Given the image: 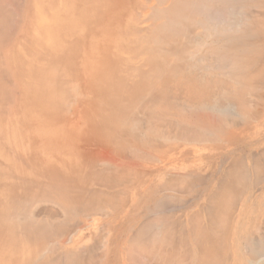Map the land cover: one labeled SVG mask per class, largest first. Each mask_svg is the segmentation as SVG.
Instances as JSON below:
<instances>
[{"label": "bare ground", "instance_id": "obj_1", "mask_svg": "<svg viewBox=\"0 0 264 264\" xmlns=\"http://www.w3.org/2000/svg\"><path fill=\"white\" fill-rule=\"evenodd\" d=\"M36 1L0 0L2 24L22 16L0 36V264H264V192L247 204L264 158L247 140L264 126V0H156L133 25L120 0H74L58 21ZM37 18L40 66L23 71L8 50ZM93 46L103 66L86 73ZM37 116L57 142L38 152L21 143ZM185 147L207 173L166 172ZM186 189L184 234L168 191Z\"/></svg>", "mask_w": 264, "mask_h": 264}, {"label": "crops", "instance_id": "obj_2", "mask_svg": "<svg viewBox=\"0 0 264 264\" xmlns=\"http://www.w3.org/2000/svg\"><path fill=\"white\" fill-rule=\"evenodd\" d=\"M45 1H47V4H45V8H44V3H45ZM51 1L52 0H50V1H48V0H43V10H44V14H47L49 17H52L54 20H56V21H58V20H60V18H61V16H66V18H70V16H69V13H70V11H72V9H73V5L75 4L74 3V0L73 1H67V0H55V3H56V7H54V6H51ZM60 1V2H59ZM37 2L38 1H36L35 0V4H34V6H38V4H37ZM117 2H118V0H117ZM87 3H89V0H88V2ZM111 3H113V0L111 1ZM60 4V5H59ZM72 4V5H71ZM62 5V6H61ZM34 6H33V8H34ZM69 6V7H68ZM61 7V8H60ZM71 7V8H70ZM54 8V9H53ZM67 10V11H66ZM17 13V12H16ZM67 13V15H65ZM13 14H15V13H13ZM20 14H21V12H20ZM35 14H37L38 16H39V11H38V9L36 10V13ZM18 15V14H17ZM17 15L16 16H14V17H12L11 15L10 16H5V18L7 19H3L2 21H4V20H6V21H4L3 22V24H2V22H0L1 24H0V36H1V39H2V37L6 40L7 39V35L8 34H11V36L12 35H14V33L12 34V30H14V29H12L11 27H9V25H11L12 23L11 22H9V19L12 21V19L13 18H16L17 17ZM9 17V18H8ZM18 17L19 18H16V19H14L15 21L16 20H19L20 18H21V20H22V16L20 15H18ZM39 18V17H38ZM36 19V20H34V22L32 23V25H31V27L30 28H28L27 29V45H22L20 42H18L15 46H12L11 48H9V50H8V52L9 53H11V51H14L13 53L16 55V57L17 56H22L25 60H26V63H25V65L24 64H19V63H17L16 61H15V66L17 67V66H19V67H21L22 66V70L24 71L25 69H27V71L29 72V70L30 69H32L33 67H34V65H37V67L38 66H40V60H39V57H40V48H41V46H40V37H41V34H40V20L39 19ZM13 20V21H14ZM8 21V22H7ZM8 23H11V24H9L8 25ZM7 25V28H8V30H7V28H6V25ZM2 25V26H1ZM5 26V27H4ZM56 26V25H55ZM1 28H3L4 30H5V28H6V30H7V32L5 33V31L3 30V29H1ZM10 28V29H9ZM12 31V32H11ZM4 32V33H3ZM31 32H32V34H31ZM70 32V31H69ZM68 32V33H69ZM4 35H3V34ZM5 34H7V35H5ZM5 36V37H4ZM10 36V35H9ZM15 36V35H14ZM51 36V40H50V46H51V50H52V52L54 53V54H57V49H58V45L56 44V43H58V41L56 42V38H55V36H52V35H50ZM72 37H75L72 33H71V38ZM100 37H101V39H100ZM100 37L98 36L97 38H95L96 39V42L97 43H100V44H103V34H101L100 35ZM13 38V37H12ZM12 38L10 37V39L9 40H12ZM3 39V40H4ZM4 40V42H8L9 40ZM30 39V40H29ZM31 41V42H30ZM112 41V40H111ZM0 42H2L3 43V41H0ZM109 43V42H108ZM107 42H106V44H108ZM6 44V43H5ZM55 44H56V47H55ZM3 45H4V43H3ZM109 46H111V44H108ZM97 47H98V45H97ZM2 48H3V46H2ZM116 50H117V52H118V48H116ZM104 58V49H100V48H96V47H91V50H90V58L89 59H86V58H83L82 59V62L84 61V59H86V60H88V61H84V63H82L83 64V70L85 71H87L86 73H88V71L89 70H93V69H100L102 66H103V64H102V59ZM88 62V63H87ZM23 71H21L22 73H24ZM24 79L26 80V81H29L30 79H29V77H27L26 76V73H25V76H24ZM25 100L26 101H28L29 100V97L27 96V93H26V90H25ZM28 117H29V115H27ZM27 116H25L24 118H27ZM32 119H34V116H32ZM39 116H37L36 117V124H31V125H26L25 126V128L21 131L24 135H26V134H28L27 136H24V138L25 137H27V140L26 141H22L21 143H22V145L23 146H25V147H30V148H32V149H34V150H36L37 152L39 151V149H40V147H42V146H45V145H50V146H56L57 144V142L54 140V138H53V133H52V131H51V126H47V129L49 130V133H50V135L48 136L47 135V139H46V137H45V134L44 133H42V131H40L39 130V125H38V122H39ZM30 123V122H29ZM257 126V127H256ZM30 130V132H28L29 130ZM252 131H251V133L247 136V140H250V141H252V142H255L256 141V143L258 142V139H259V146H258V144H257V146H256V153L255 154H258L259 153V150H262L263 148H264V143H261V142H263V141H261V138L262 137H264V126H258V124H257V122L254 124V126L252 127V129H251ZM257 130V131H256ZM262 130V131H261ZM17 131V130H16ZM15 131V132H16ZM31 131L33 132V134L31 133ZM31 134V135H30ZM255 134V135H254ZM40 136V137H39ZM66 135L64 134V137H65ZM16 137V136H15ZM42 137H43V139H42ZM29 139V140H28ZM253 139V140H252ZM44 140V142H42ZM29 141V142H28ZM25 143V144H24ZM31 143V144H30ZM41 143H43V144H41ZM31 145V146H30ZM48 145V146H49ZM67 146H68V144H67ZM255 147V146H254ZM189 148H187V149H185V150H188ZM185 150H182V154L183 153H185V154H183V155H181L182 157H178V159H177V161H176V166L175 167H173V165L172 164H170L169 162H170V160H169V162L167 163V173H168V171H170V172H174V171H176V170H180L181 172H184V171H192L193 173H195L196 172V174L198 173L197 171L198 170H201V169H204L205 170V172L207 173L208 172V170L206 169V167H205V162H206V160L205 159H201V158H199V157H193V153L191 152V151H185ZM191 154H193V155H191ZM186 157H191L190 159H188L187 161H184L185 159H182V158H186ZM197 158V159H196ZM258 158V161L261 163V165H259V167L260 168H258L259 169V171H258V176H256V177H258L259 179H258V182H257V179H256V182L254 183V184H256V185H252L251 187H249V189H250V193H249V199H248V202H247V204H250V203H252V202H254L257 198H256V196L259 194V193H263L264 192V177H262V176H264V158H262V156H259V157H257ZM261 158V159H260ZM244 159H246L245 160V167L247 166V171L249 172V173H247V175H250L251 174V176H250V178H254L255 176L253 175V174H255L254 172H256V170L255 169H253V168H255V166L253 167V159H252V157H247V158H244ZM253 162V163H252ZM259 163V164H260ZM200 165H201V167H200ZM195 166V167H194ZM196 166H197V168H196ZM258 166V165H257ZM256 166V167H257ZM190 168V169H189ZM192 168V169H191ZM209 169V168H208ZM174 170V171H173ZM207 170V171H206ZM250 170V171H249ZM261 172V173H260ZM204 174V173H203ZM205 180H206V182L209 180L208 178H206L205 177ZM258 190V191H257ZM263 191V192H262ZM253 194V195H252ZM193 201H196V200H193ZM199 202V201H198ZM193 203V202H192ZM195 204H193V206H194ZM173 210V209H172ZM192 211V213H195V210L193 209V210H191ZM194 215V214H193Z\"/></svg>", "mask_w": 264, "mask_h": 264}, {"label": "rangeland", "instance_id": "obj_3", "mask_svg": "<svg viewBox=\"0 0 264 264\" xmlns=\"http://www.w3.org/2000/svg\"><path fill=\"white\" fill-rule=\"evenodd\" d=\"M149 1V2H148ZM120 0V2H121V4L124 6V7H126L125 9H124V11H126V10H128V14L127 13H124L123 14V16H124V18H123V20L126 18V20H128V24L127 25H133V24H140V20L143 18V17H140V18H138V13L139 12H143L145 15H148L149 13H150V10H151V7H152V4L153 3H155V1L156 0ZM261 6H264V5H261ZM36 7V6H35ZM37 7H40V6H37ZM259 8V7H258ZM261 8V7H260ZM259 8V9H260ZM41 10H42V8H41ZM249 10H252V9H249ZM253 10H254V8H253ZM256 10V9H255ZM261 11H259L258 10V12L260 13V14H263L264 15V8L262 7V9H260ZM44 15V14H43ZM259 17H261V15L259 16ZM263 17V16H262ZM264 19V18H263ZM259 20H260V18H259ZM261 20H262V18H261ZM45 21V20H44ZM259 22H261V21H259ZM263 22H264V20H263ZM149 24V22H144V24L143 23H141V25L140 26H144V27H146L147 25ZM263 25V23L261 22V23H259L258 25ZM258 27L259 26H254V28H257V31H255V29L253 28V27H251V28H253L254 29V31L256 32V33H258V35L260 36V37H262L263 38V36H264V34H262V32L260 33L259 31L261 30V27H259L260 28V30H258ZM262 28H264V27H262ZM252 29V30H253ZM264 30V29H263ZM263 30H261V31H263ZM254 33V32H253ZM260 33V34H259ZM261 34H262V36H261ZM259 36H257L256 38L254 37V39L256 40H258L259 41V39H262V38H259ZM259 38V39H258ZM251 39H253L252 37H250L249 38V40H251ZM253 39V40H254ZM252 40V41H253ZM263 40H264V38L261 40L262 42H263ZM257 41V42H258ZM260 42V41H259ZM258 42V43H259ZM262 42H260V47H261V44H262ZM263 46V48L261 47H258L257 49L259 50V48H260V50L257 52V53H255V56L257 57V61H259L260 59H261V61H262V57H263V52H264V44L262 45ZM256 49V50H257ZM255 50V51H256ZM261 51V53H260V56H259V58H258V55H259V52ZM256 54H258V55H256ZM260 62V61H259ZM262 62H264V61H262ZM261 62V63H262ZM248 68V70L246 69V70H244L245 72H249L250 70L253 72V69H252V66L249 68V67H247ZM250 71V72H251ZM263 87V86H262ZM264 91V90H263ZM264 93V92H263ZM264 97V95L262 96V99H264L263 98ZM260 100V99H259ZM262 101H264V100H262ZM248 125V124H247ZM189 148H191V147H189ZM185 149H187V147H185V148H183V150H185ZM172 150V149H171ZM171 150H167V152L168 151H171ZM185 151H191L190 149H188V150H185ZM181 154H182V152H181ZM183 154H185V153H183ZM186 155V154H185ZM192 155V154H191ZM191 157H186V158H182V159H185L184 161H187L188 159H190ZM149 166H151V167H155V165L154 164H149ZM145 170H149V168H146ZM144 171V170H143ZM148 176H146L145 175V178H144V180L147 178ZM169 193H170V195H173L174 197H176L177 196V201L179 202V204L181 203V204H184V202L186 201V200H188L191 196H190V193H189V191H187V189L186 190H183L182 192H177L176 191V193H172V191L170 192V191H168ZM172 193V194H171ZM180 193V194H179ZM168 194V193H167ZM187 194V195H186ZM129 197L128 195H125L124 197ZM172 196V197H173ZM174 197H173V199L172 198H170V201H171V203H172V200H174ZM138 198L139 197H137L136 199H135V201L136 200H138ZM179 199H181V202H180V200ZM175 200V202L177 203V201ZM129 201H130V198H129ZM129 201L128 202H126V203H129ZM198 201H200V202H203L204 201V199H200V200H196V201H193V204H196ZM171 203H169L168 205H173L174 204V202H173V204H171ZM174 205H176V204H174ZM190 203L188 204V203H186L185 202V204H184V206L183 205H181V207H178V208H175V209H173V210H171V211H169L168 213L167 212H165V214H163V211H161L162 212V215L164 216V215H166V213L170 216V213L171 214H174L173 215V219L175 220V218H176V220H177V218H179L180 217V223H181V225L183 226V233L185 234L187 231H188V228H189V224L186 222L187 221V219H186V216H187V214L185 213L184 214V212H183V210L185 209H188L189 207H190ZM44 206V205H43ZM42 206V207H43ZM52 206V205H51ZM195 206H197V205H195ZM53 207V206H52ZM54 208L56 209V207L54 206ZM196 209H198V208H195V210ZM165 211H167V209L165 210ZM158 212H156V214H157ZM160 213V212H159ZM156 214H154L155 216H157ZM160 216H161V214H159ZM182 215V216H181ZM184 215V216H183ZM178 216V217H177ZM159 217V216H158ZM185 217V218H184ZM185 219V220H184ZM80 220V222H81V219H79ZM182 222H183V224H182ZM228 239V238H227ZM229 240V239H228ZM120 243H123V241L120 239L119 240V244ZM118 244V245H119ZM223 264H225V261L223 262V261H221ZM220 262V263H221Z\"/></svg>", "mask_w": 264, "mask_h": 264}]
</instances>
